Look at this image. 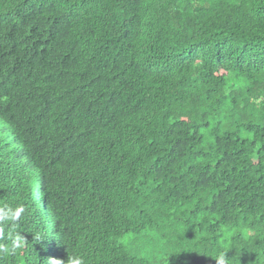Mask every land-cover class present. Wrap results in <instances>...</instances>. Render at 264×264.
Here are the masks:
<instances>
[{"label": "trees", "instance_id": "1", "mask_svg": "<svg viewBox=\"0 0 264 264\" xmlns=\"http://www.w3.org/2000/svg\"><path fill=\"white\" fill-rule=\"evenodd\" d=\"M4 204L0 264H264V0H0Z\"/></svg>", "mask_w": 264, "mask_h": 264}, {"label": "clouds", "instance_id": "2", "mask_svg": "<svg viewBox=\"0 0 264 264\" xmlns=\"http://www.w3.org/2000/svg\"><path fill=\"white\" fill-rule=\"evenodd\" d=\"M24 212L25 208L23 206L0 205V240L5 239V226L15 224V222L20 220ZM8 239L11 241L10 244H0V252L4 254H9L13 250L19 249L25 241V238L19 233H9ZM52 264H64V262L59 259H52ZM67 264H86V261L83 256L77 254L68 257ZM216 264H228L226 253L218 254Z\"/></svg>", "mask_w": 264, "mask_h": 264}]
</instances>
